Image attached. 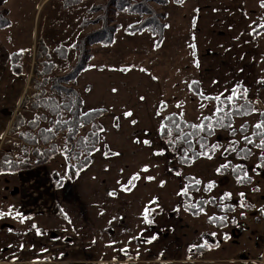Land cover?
Wrapping results in <instances>:
<instances>
[{"label": "crops", "instance_id": "0c3cea01", "mask_svg": "<svg viewBox=\"0 0 264 264\" xmlns=\"http://www.w3.org/2000/svg\"><path fill=\"white\" fill-rule=\"evenodd\" d=\"M197 1L193 51L199 91L205 96L220 93L228 95L225 89L241 85L248 89V100L258 102L264 109V83H260L264 81V31L257 36L252 34V28L264 19V8L260 6V0ZM51 61L55 68V60ZM113 69L106 70L97 66L92 69L89 64L77 77V89L82 96L85 111L104 109L105 113L98 120L103 131L88 169L81 171L73 182L65 184V191L55 188L56 205L65 215L70 232L73 231L68 239L72 237L71 242L78 241L81 247L78 257L71 256L66 262L264 264V168L253 171L259 163L261 150L251 147L252 155L247 159L239 158V149L248 145L241 139L243 134L238 131L233 134L229 129L214 130L209 143H217L221 147L212 159L201 157L188 165H179L177 156L183 146L181 143L168 151L163 162H150L149 159L142 164L148 170L138 168L140 179L126 193L129 195L134 191L132 203H123L118 196L110 198L106 195L105 189L111 187L114 181L104 178L100 170L103 164L111 160L105 156L104 150H112L126 158L134 148L143 147L142 143L135 144L137 138L148 139L151 145L147 148L152 145L158 148L163 146L159 139L162 114L157 115L159 104L164 100L161 84L140 68L125 72L119 68ZM101 72L107 75L104 83L107 94L105 99H98L91 88L94 78ZM206 102L214 110V103ZM126 112L132 115L125 116ZM106 119L111 129L106 130ZM259 120L260 115L255 112L234 117L232 125L238 129L246 123L248 132L245 134L250 135L252 125ZM229 141H240L236 152L224 153L223 149ZM227 161L232 166L244 165L251 178L250 182L237 183L231 166L227 171L217 173V168ZM174 168L178 169L179 175L172 171ZM186 175L201 181L199 191L192 193L193 201L212 199L206 203L204 211L196 215L183 206V198L178 195L186 185ZM147 177L154 179L148 180ZM129 178L115 179V188L121 189L123 182ZM209 182H215L214 187L205 191ZM225 192L231 193V197L221 201L220 197ZM240 193H244V196L241 197ZM153 200H157L158 204H150ZM241 203L245 207H241ZM145 206L155 209L150 212L149 218L153 220L150 225L143 219ZM228 206L231 208H226ZM221 216L226 217L223 225L209 219ZM154 235L157 238L148 243ZM200 247H203L202 251H194Z\"/></svg>", "mask_w": 264, "mask_h": 264}, {"label": "rangeland", "instance_id": "374dc122", "mask_svg": "<svg viewBox=\"0 0 264 264\" xmlns=\"http://www.w3.org/2000/svg\"><path fill=\"white\" fill-rule=\"evenodd\" d=\"M63 1L4 0L2 6L8 9V18L11 23L8 27L0 29V154L11 147L7 144V139L11 138L13 141L15 138V134L10 135L7 130L14 112L20 108L22 96L25 93L28 95L36 93L34 86L38 79H35L37 74L34 72V66L39 60H43V58L38 60L36 57V40L44 41L51 55L50 60L54 59L56 62V67L52 69L50 76L65 73L72 65V61L76 59V53L72 48L75 36L100 26L99 22L89 23L88 20L96 18L101 11L89 12L88 9L92 5L107 2V0H81L76 5L65 7ZM166 1L165 4L150 2L154 10L165 14L163 21L166 22V27L160 47H155V37L147 31L135 34L124 31L128 25L139 20L138 16L111 9L107 13L108 22L117 23L121 28L116 32L113 44L90 46L92 58L89 64L92 69L96 66L106 70L119 68L123 72L133 68L144 69L152 79H156L161 84L166 104V110L163 113L173 111L182 113L185 119L198 123L202 115L213 112V106L199 99L189 87L190 82L196 81L197 78L194 51L190 45H193L198 1ZM83 18H87L85 28L80 26ZM62 45L69 49L65 59L58 58L54 53V48ZM19 51L22 54L18 62V70L15 71L12 69L11 59L12 54ZM106 72L96 76L91 85L98 99H105L107 96L104 90ZM47 94H52V91L47 89ZM201 103L207 104L208 107L202 109ZM82 110L85 111L83 107ZM24 112L28 117H32L34 113L27 109ZM104 124L106 130L112 128L107 119ZM88 129L89 126H83L80 134H85ZM65 138V132L59 131L54 139V142L59 145V152L47 163L30 170L0 171V213H8L11 210V215L0 216V264H54L57 260L56 263L68 264L66 259L71 256L78 257L81 252L79 242H71L72 237L68 239L73 231L70 232L67 219L55 202L56 175L60 177L67 172L69 157L61 152L69 146ZM144 141L149 140L137 138L135 144L142 143L143 147L134 148L126 158L119 154L114 155L112 150V152L108 150L109 154L107 150H104V154L107 153L105 156L111 160L103 164L100 170L104 178L114 181L111 187L105 189L108 197L118 196L124 201L123 203H132L134 191L126 195L130 190L128 192L122 187L127 185L129 180L123 182L121 189H118L115 188L117 185L115 179L132 177L137 174L138 168L144 169L145 166L142 164L147 163L149 159L150 162L164 161L163 157L168 154V150L164 148L163 141L161 140L163 146L160 148L153 145L147 148L151 142L145 144ZM161 151L162 155L155 154ZM17 153L19 149L10 151L11 156ZM152 167L155 168L154 165ZM69 182L67 180L65 184ZM63 187L59 188L65 191ZM129 187L132 189L130 185ZM155 201L156 203L152 204H158V201ZM16 212L28 219L21 222V217L16 216ZM33 225L39 228V235L32 227ZM64 260L65 262H61Z\"/></svg>", "mask_w": 264, "mask_h": 264}, {"label": "trees", "instance_id": "16d2710c", "mask_svg": "<svg viewBox=\"0 0 264 264\" xmlns=\"http://www.w3.org/2000/svg\"><path fill=\"white\" fill-rule=\"evenodd\" d=\"M80 1L81 0H71L65 2L64 0L63 6L68 7L76 5ZM151 1L159 4H165L167 2L166 0H107L106 3L92 5L88 9L89 12L100 10L101 13L96 18L89 19L88 22H99L100 26L88 32H80L75 36L74 42L72 43V48L76 53V59L69 69L63 74L50 76V73L54 68V63L50 60L49 49L43 40H36V57L38 60L41 58H43V60H39V62H37V64L34 66V72L41 78L36 80L34 86L36 93L31 95L25 93L22 96L20 108L15 112L14 117L9 125L7 133L10 135L15 134V138L13 141L11 138L7 139V144L11 147L0 154V171L11 172L17 170H30L36 166L47 163L52 158V156L59 152V145L54 142V139L57 137L59 131H64L66 134L65 139L69 146L64 150H61V152L66 154L69 159L67 161V174L65 173V175L60 177L56 175L57 180L54 181V187L59 188L64 186L67 180L72 182L78 173L90 165L91 156L96 152L99 146V137L102 128L98 120L105 113V110H82L83 100L77 89V77L89 67V62L92 58L90 46L93 44H100L103 46L113 44L115 40V34L121 28V26L117 23L108 22L107 13L111 9L138 16L139 20L128 25L126 28H124V31L128 34L147 31L155 37V47L158 48L161 46L164 36L163 31L166 27V22L163 21L165 14L154 10V8L150 5ZM173 1L179 2L178 0ZM3 3L4 0H0V29L8 27L11 23L8 18V9L2 6ZM260 24H264V19ZM80 26L83 28L87 27V18L82 19ZM263 31L264 28L257 27L258 33ZM253 34L255 35V33ZM54 53L58 58L65 59L69 53V49L64 45L58 46L54 48ZM21 54L22 52L20 51L14 52L12 54L11 66L15 71L18 70V62L20 60ZM192 82H190V85H192L191 90L195 94V91H199V88L198 84H192ZM47 86L48 88H46ZM47 89H50L52 94L48 95ZM241 90H243L242 87ZM195 95L199 99H202L199 95ZM210 102H213L214 106L216 107L215 101ZM252 102H255L252 106L257 109L256 112H258L259 115L264 113V109L259 106L258 102ZM237 103H243V101H238ZM56 105H59V108H56L54 111L53 109ZM165 107L166 104L163 100L159 104L158 112L162 114L161 123L168 125V127L172 129V135H167V131L162 134L159 130V138L163 141L164 148L168 151H170L178 143L183 145L177 156V163L179 165H188L194 160L204 157L196 156L190 161H182L181 159L185 155V151H187L189 157H193L195 153L204 151L205 149H201L200 147V143L202 142L206 141L207 150L211 152V146L213 144L209 143V138L214 131L211 134L202 132L199 134V136L194 135L188 137L187 139L191 141V147H189V144L185 143L184 140L177 139L178 132L175 129V126L169 119L166 118L172 117L176 123L180 124V128L184 133L195 132V129H192L187 125L198 124L200 121L198 123H194L191 120L185 119L182 117L183 115L181 116V114L174 111L167 114L163 113ZM26 109L34 112L32 117L27 116V113L24 112ZM85 113H89V115L86 116ZM234 117L241 116H238L234 113L232 116V123ZM261 119H264V116L260 115V120ZM33 120H35V123H32ZM57 120L66 121L67 123L56 125L55 121ZM86 125L89 126V129L85 134H80V129ZM49 128H52L53 131H45ZM217 128L226 129L219 126L215 127V129ZM253 131L254 128L252 129V132ZM249 136H251V134ZM200 137H205V141H201ZM253 139L257 143L259 142V138L254 137ZM248 146L243 148H249ZM12 149H19V153H17L15 156H11L10 151ZM107 153L109 152L107 151ZM237 156L243 158L239 151L237 152ZM227 170L228 169L222 170L221 173ZM172 171L177 173L178 169L174 168ZM231 172L236 177V174L233 173L232 170ZM240 174L242 175L243 172ZM191 178L194 177L190 175L185 176L186 185L191 186L188 188L189 194L182 196L183 206L190 213L196 215L199 211V208H204L206 205L204 201L206 200H192V193L197 191V188L199 189L200 184L195 185ZM246 183L248 182L241 184ZM210 201H212V199H210ZM197 202H199L198 207H190V205H195ZM226 208L230 209L231 207L228 206ZM210 221L213 223L215 222L218 225H223L225 223V220ZM202 250L203 247L194 249V251Z\"/></svg>", "mask_w": 264, "mask_h": 264}, {"label": "snow or ice", "instance_id": "6c2138e0", "mask_svg": "<svg viewBox=\"0 0 264 264\" xmlns=\"http://www.w3.org/2000/svg\"><path fill=\"white\" fill-rule=\"evenodd\" d=\"M260 6L262 8H264V0H260ZM253 24H256L255 21H253ZM251 27V25H250ZM258 28H264V24H259L257 25ZM257 27H253L252 28V33L255 34H259L257 32ZM190 47H195L194 45H190ZM195 54V53H193ZM198 66V63H197ZM127 70V69H124ZM141 71H144V69H141ZM215 83V81H214ZM260 83H264V81H260ZM192 84H198L197 81H193ZM190 89L192 88V85H189ZM113 91H116L115 89H113ZM225 92L229 93L228 95H225V93H220L219 95L216 96H205L203 94L202 91H195V94L199 95L202 100H209V101H215L216 102V107L213 110L212 116H203L200 118V123L198 124H192V125H187L189 127H191L192 129H195V132H188V133H184L182 131V129L180 128V124L176 123V121L172 118V117H168L166 119H169L172 124L175 126V129L178 132V136L177 139L179 140H184L185 143L189 144V147H191V141L188 140V137L191 136H199L200 133H207V134H211L214 130L215 127L219 126L222 128H226L229 129L233 134H235L237 131L242 133L243 135L241 136V139L244 141L245 144L247 145H253L255 148L260 149L261 150V154L259 157L260 163L256 164L253 168V171H255L257 168H264V119H261L259 121H257L254 125H252V127L254 128V131L251 133V136L245 134L248 132V125L245 124H241L240 127L234 128L232 125V116L235 113L238 116H245V115H250L252 113H255L257 111V109H255L252 105L255 102L249 101L247 98V94H248V89L247 88H243V90H241V85H236L234 86L232 89H225ZM141 99H143V97H141ZM238 101H243V103H237ZM179 107V105H177ZM68 107V106H66ZM200 107L206 108L208 107L207 104L201 103ZM56 108H59V105H56L55 108L53 109L54 111L56 110ZM85 115H89V113H85ZM125 116H131L132 113L131 112H126L124 114ZM157 115H160L159 112H157ZM183 114L181 113V116ZM261 116H264V113L260 114ZM118 119V118H117ZM32 123H35V120L32 121ZM63 123H67L66 121H61V120H57L55 121L56 125H60ZM133 123H135V121H133ZM45 131L47 132H52L53 129L49 128L46 129ZM101 131H103V129H101ZM165 131H167V135L171 136L172 135V129L168 127V125H165L164 123H161L160 126V132L163 134L165 133ZM259 138V142L257 143L253 138ZM47 138V137H45ZM201 141H205V137H200ZM145 144L150 143L149 141H144ZM171 143V141H170ZM240 143V141H229V144L227 146L224 147L223 151L224 153H229V152H236L237 151V145ZM200 147L201 149H205L204 151L195 153V155L193 157H189L187 154V151H185V155L181 158L182 161H190L193 160L196 156H204L208 159H212V156L215 154V152L217 150L220 149V145L219 144H213L211 146V152H209L207 150V144L206 141L200 143ZM239 153L242 154L243 158H247L248 156L252 155V149L251 148H240L239 149ZM157 155H162L163 152H158L155 153ZM105 155H107V153H105ZM114 155H118V153L114 154ZM231 166L233 173L236 174V180L237 183H245V182H250V177L248 175V172L246 170H244V165L242 164H237L232 166L230 161L225 162L224 164L220 165V167L217 168V173H221L222 170H226ZM147 167H145L144 169H142V171H147ZM243 172V174L241 175L240 173ZM177 175H179L180 173L177 172ZM140 179L139 174H134L132 177H130L128 184L127 185H123V189L126 191L131 190V188L129 187V185L131 187H135L134 181ZM148 180H152L154 179V177H147ZM192 181L194 182L195 185H199L201 184V181L195 178H191ZM163 184V182H161ZM215 182H209L206 186H205V191H210L213 187H214ZM191 185H186L180 193H178V195L184 196V195H188V188ZM197 191H199V189H196ZM258 190V189H254ZM111 194V193H110ZM240 196L243 197L244 193H240ZM231 197V193L225 192L221 197L220 200L224 201L225 199H228ZM213 200H215V198H213ZM211 201H204V203H210ZM151 203H156L155 200L151 201ZM199 202H197V204L195 205H190V207H198ZM241 207H245V205L243 203H241ZM178 210V209H177ZM155 209H150L148 206H145L144 212L142 213L143 215V219L144 222L146 224H152L153 220L149 218L150 216V212H154ZM204 209L203 208H199V211L197 214H199V212H203ZM3 215H11V210L8 213H0V216ZM16 216L21 217V222H23L25 219H28V217H23L21 213L16 212L15 214ZM210 220L212 221H224L226 219V217H209ZM33 228L36 229L37 234H40V230L36 225L32 226ZM213 235H215L213 233ZM157 237L154 235L151 240H148V243H151L152 240H155ZM135 239V237L133 238ZM114 243V242H113ZM203 246V245H201ZM21 247H23V245H21ZM193 247H196L195 245H193ZM191 251V248L189 249ZM121 251H126V249H121Z\"/></svg>", "mask_w": 264, "mask_h": 264}, {"label": "built area", "instance_id": "2783aa9c", "mask_svg": "<svg viewBox=\"0 0 264 264\" xmlns=\"http://www.w3.org/2000/svg\"><path fill=\"white\" fill-rule=\"evenodd\" d=\"M34 65V64H33ZM41 77L39 75H37V77H35V79H40Z\"/></svg>", "mask_w": 264, "mask_h": 264}]
</instances>
